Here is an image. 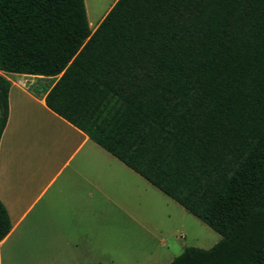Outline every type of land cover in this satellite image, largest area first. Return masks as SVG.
I'll return each instance as SVG.
<instances>
[{
	"label": "trees",
	"instance_id": "obj_1",
	"mask_svg": "<svg viewBox=\"0 0 264 264\" xmlns=\"http://www.w3.org/2000/svg\"><path fill=\"white\" fill-rule=\"evenodd\" d=\"M0 71L58 75L49 109L220 234L168 264H264V0H116L93 30L84 0H0Z\"/></svg>",
	"mask_w": 264,
	"mask_h": 264
},
{
	"label": "crops",
	"instance_id": "obj_2",
	"mask_svg": "<svg viewBox=\"0 0 264 264\" xmlns=\"http://www.w3.org/2000/svg\"><path fill=\"white\" fill-rule=\"evenodd\" d=\"M115 1L105 0L90 27L96 10L92 0H84L91 30ZM0 73L10 82L0 137V201L11 224L0 246L34 212L27 227L41 225L51 259L94 264L92 243L80 230L87 224L83 213L127 211L139 202L143 177L46 106L44 96L58 75Z\"/></svg>",
	"mask_w": 264,
	"mask_h": 264
},
{
	"label": "rangeland",
	"instance_id": "obj_3",
	"mask_svg": "<svg viewBox=\"0 0 264 264\" xmlns=\"http://www.w3.org/2000/svg\"><path fill=\"white\" fill-rule=\"evenodd\" d=\"M92 2L96 11L88 18L90 27L107 5L105 0ZM141 179L139 202L131 203L127 211L83 213L87 224L80 230L92 243L94 264H168L184 246L209 248L218 241V232ZM33 215L29 213L0 246V264H73L51 259L41 241V225L27 227Z\"/></svg>",
	"mask_w": 264,
	"mask_h": 264
}]
</instances>
